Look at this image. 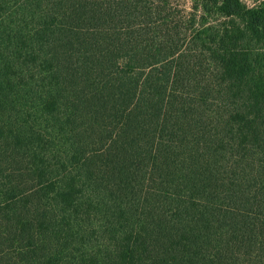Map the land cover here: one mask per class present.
Instances as JSON below:
<instances>
[{"label": "trees", "instance_id": "1", "mask_svg": "<svg viewBox=\"0 0 264 264\" xmlns=\"http://www.w3.org/2000/svg\"><path fill=\"white\" fill-rule=\"evenodd\" d=\"M0 264H264V5L0 0Z\"/></svg>", "mask_w": 264, "mask_h": 264}, {"label": "rangeland", "instance_id": "2", "mask_svg": "<svg viewBox=\"0 0 264 264\" xmlns=\"http://www.w3.org/2000/svg\"><path fill=\"white\" fill-rule=\"evenodd\" d=\"M179 1L186 10L191 8L193 0H177ZM248 8H254L258 6L264 5V0H241ZM214 16H212L209 20L212 21ZM221 21L225 20V18H220Z\"/></svg>", "mask_w": 264, "mask_h": 264}]
</instances>
